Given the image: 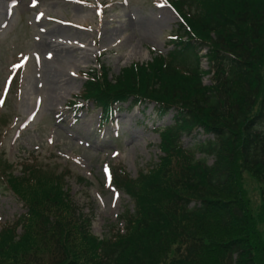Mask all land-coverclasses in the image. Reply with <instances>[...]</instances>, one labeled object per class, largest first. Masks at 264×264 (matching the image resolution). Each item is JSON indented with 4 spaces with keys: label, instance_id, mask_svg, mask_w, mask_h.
I'll return each mask as SVG.
<instances>
[{
    "label": "trees",
    "instance_id": "obj_1",
    "mask_svg": "<svg viewBox=\"0 0 264 264\" xmlns=\"http://www.w3.org/2000/svg\"><path fill=\"white\" fill-rule=\"evenodd\" d=\"M230 1L186 0V21L198 41L183 44L173 59L133 64L112 81L106 70L90 74L83 97L103 110L113 101L144 97L180 111L175 126L160 133L159 163L135 180H116L134 204L120 218L124 233L94 236L90 219L63 190V175L34 163L24 166L21 177L3 172L26 212L1 229L0 264H129L140 245L164 250L163 264H264V227H258L264 207L253 220L243 194L236 197L238 205L225 201L227 191L221 194L230 182L238 187V161L248 172H264V0H241L225 9ZM202 46H210L207 87L197 67ZM197 127L214 140L183 150L180 135ZM196 153L204 158L195 159ZM259 181L264 203V176ZM207 226L219 232L211 227L209 236Z\"/></svg>",
    "mask_w": 264,
    "mask_h": 264
},
{
    "label": "rangeland",
    "instance_id": "obj_2",
    "mask_svg": "<svg viewBox=\"0 0 264 264\" xmlns=\"http://www.w3.org/2000/svg\"><path fill=\"white\" fill-rule=\"evenodd\" d=\"M152 2L0 0V96L7 91L0 104L3 158L15 169L22 160L36 158L49 166L47 169L65 174L78 213L91 220V230L98 236L114 226L121 227L118 217L125 208H132L128 197L110 183L112 172L124 171L128 178H136L138 171L156 163L159 141L151 124L168 125L170 117L157 120L152 106L140 112H127L122 107L114 130L108 124L96 134L97 111L83 112L76 123H70L67 106L82 88L84 80L79 72L94 67L101 53L105 54L109 75L114 77L131 63L148 61L150 53L170 49L166 47L167 36L178 20ZM241 3L231 0L225 9ZM21 54L30 56V61L18 69L17 55ZM32 57L38 61L33 62ZM200 63L205 69L204 62ZM13 73L14 84H9ZM261 75L264 78V68ZM197 139L185 136L182 141L188 147ZM206 164L212 166L214 158L208 157ZM236 165L241 176L238 187L230 182L221 194L227 191L225 201L236 205V197L243 194L250 204L251 218L259 220L264 207L259 178L264 172H248L242 161ZM4 187L0 180V223L13 224L24 209ZM195 191L204 194L203 190ZM259 222L261 229L264 224ZM207 227L213 236L212 226ZM153 248L157 249L152 245L136 247L129 264H163L165 251Z\"/></svg>",
    "mask_w": 264,
    "mask_h": 264
},
{
    "label": "snow or ice",
    "instance_id": "obj_3",
    "mask_svg": "<svg viewBox=\"0 0 264 264\" xmlns=\"http://www.w3.org/2000/svg\"><path fill=\"white\" fill-rule=\"evenodd\" d=\"M33 3H35V0H33ZM42 15V14H41ZM50 55V54H49Z\"/></svg>",
    "mask_w": 264,
    "mask_h": 264
}]
</instances>
